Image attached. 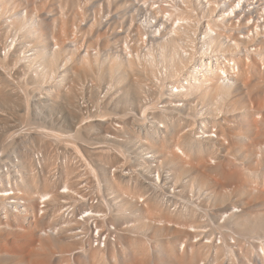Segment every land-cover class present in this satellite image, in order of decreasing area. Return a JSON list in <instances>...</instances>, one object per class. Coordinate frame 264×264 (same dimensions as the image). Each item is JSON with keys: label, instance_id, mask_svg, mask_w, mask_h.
<instances>
[{"label": "bare ground", "instance_id": "bare-ground-1", "mask_svg": "<svg viewBox=\"0 0 264 264\" xmlns=\"http://www.w3.org/2000/svg\"><path fill=\"white\" fill-rule=\"evenodd\" d=\"M98 1L0 0V106L33 130L4 132L0 264H264V57L174 93L173 41L141 54Z\"/></svg>", "mask_w": 264, "mask_h": 264}, {"label": "built area", "instance_id": "built-area-1", "mask_svg": "<svg viewBox=\"0 0 264 264\" xmlns=\"http://www.w3.org/2000/svg\"><path fill=\"white\" fill-rule=\"evenodd\" d=\"M120 1L132 5L121 15L115 12L116 7L114 11L108 7L105 10L103 5L107 0L98 1L101 6L97 8L107 29L111 22L115 24V19L120 20L117 35L122 36L126 44L136 46L141 54L146 47H157L169 38L173 41L170 54L184 56L181 71L175 74L164 72L165 76L171 75L168 90L174 89V93L185 92L192 84L207 85L205 83L213 81L228 85L237 82L241 68L239 56L247 55L256 60L259 56L264 57V0ZM125 49L116 42L110 43V52ZM97 52L100 48L92 51L94 55ZM121 54L124 56L123 52ZM214 74L220 81L211 77ZM96 235L94 244L98 246V232ZM101 245L104 247L105 243Z\"/></svg>", "mask_w": 264, "mask_h": 264}, {"label": "rangeland", "instance_id": "rangeland-1", "mask_svg": "<svg viewBox=\"0 0 264 264\" xmlns=\"http://www.w3.org/2000/svg\"><path fill=\"white\" fill-rule=\"evenodd\" d=\"M132 4H133V3H132ZM70 5L72 6V4H70ZM108 6H109L108 4H104V5H103V7H105V10H107V7H108ZM68 7H70V6L68 5ZM86 7H87V6H86ZM108 9H109V7H108ZM111 9H112V11H114L115 7H114V6H111V7H110V10H111ZM92 10H93V9L89 10V13L92 14ZM94 10H95V11L97 10L96 12H99V11H98V8H94ZM105 10H103V11L106 12ZM86 13H87V10H86ZM85 20H86V18H85ZM84 22H85V21H84ZM113 23H114V22L111 23L112 26H113ZM86 26H87V25H86ZM86 26H85V25L83 26V30H86V31H83V30H82V31L88 33L89 30H91V25H90L89 27L87 26V27H88L87 29H86ZM96 26H97V25H94L95 28H94V27H92V28L96 30V28H98V26H97V27H96ZM110 27H111V26H110ZM81 28H82V27H81ZM84 28H85V29H84ZM88 29H89V30H88ZM95 30H94V31H95ZM87 31H88V32H87ZM85 37H87V36H85ZM85 37H84V38H85ZM86 40H89V37H88V39L86 38ZM89 41H90V40H89ZM89 41H87V42H89ZM90 42H91V41H90ZM90 75H91V74H90ZM90 75H88V76H90ZM91 76H93V75H91ZM6 106H7V105H6ZM6 106H5V105H3V107L0 106L1 108H4V109H1V108H0V112L2 113V111H3L4 114H5L4 116H8V118L6 117V119H7L8 121H6V119H4V116L0 113V116L3 117V118H0V124H2V125H0V138H1V140H2V142H1V140H0V144L3 145V146L0 145V148H1V147H2V148L4 147V149H7V150L9 151L8 147H9V146L11 147V144H12V141H13L14 138H13V139H12V138L10 139L9 137H7V139H6V135H5V134H7V133L9 132V131L7 130V128H10V129H13V128H14V129L16 130L17 128L20 129L19 126L21 127V130H22L21 133H22V134L19 135V134H20V133H19L18 136H17V138H16L15 140L18 141L17 143H20V144L22 143V144H21V147L23 148V146L25 145L26 140L28 139V138L24 139V137H25V136L27 137V135H28L27 133H29V134L31 135V132L33 131V130H32V131H28V130H30V129H29V128H26V127H29V126H30V125H28V122H29V121H27V120H29V119L26 118L25 121H24V120H23L24 118H23V119L21 118V117H23V116L13 115V114H12V113H13V112H12V111H13L12 107L10 106L11 109H9V108H8L9 106H7V107H6ZM1 110H2V111H1ZM4 110H6V111H4ZM8 110H9V111H8ZM17 110H18V114H19V113L22 114V113L25 112V110H24L22 107H20V108L17 107ZM5 112H7V114H6ZM8 112H9V113H8ZM10 117H11V118H10ZM17 117H19V119H20V118H21V119H20V120H17ZM13 118H14V119H13ZM2 119H3V122H4V120L6 121V125H5V123H3V122L1 121ZM12 119H13V121H11ZM9 120H10V121H9ZM16 120H17V121H16ZM22 120H23L24 122H22ZM15 121H16V123H15ZM7 122H8L9 124H8ZM10 122H11V123H10ZM13 123H14V124H13ZM21 123H22V124H21ZM25 123H26V124H25ZM3 124H4V125H3ZM10 124H11V126H10ZM12 124H13L14 126H13ZM19 124H21V125H19ZM15 125H16V126H15ZM17 125H18V126H17ZM5 126H6V127H5ZM23 127H25V128H23ZM65 127H66V126H65ZM5 129H6V130H5ZM10 129H9V130H10ZM14 129H13V130H14ZM27 129H28V130H27ZM65 129H68V128H65ZM13 130H10V131H13ZM34 131H35V130H34ZM2 132H3V134H2ZM4 132H5V134H4ZM25 133H26V134H25ZM4 135H5V136H4ZM22 135H23V136H22ZM33 135H35V134L32 133V136H33ZM32 136H30V137H32ZM18 137H20V139H19ZM22 137H23V138H22ZM28 137H29V136H28ZM30 137H29V138H30ZM4 139H6V140H4ZM8 139H10L11 142H10V140H8ZM17 139H18V140H17ZM22 139H24V141H22ZM3 140H4L5 142H4ZM7 140H8V141H7ZM15 140H14V142H16ZM19 141H20V142H19ZM3 142H4V143H3ZM14 142H13V144H14ZM8 143H9V145H8ZM17 143H15V145H16ZM23 143H24V145H23ZM4 145H5V146H4ZM15 145H14V146H15ZM18 145H19V144H18ZM22 145H23V146H22ZM7 146H8V147H7ZM12 146H13V145H12ZM5 147H7V148H5ZM17 147H18V146H17ZM2 148L0 149V152H1V153H2V151H3ZM22 148H21V149H22ZM10 149H12V148H10ZM13 149H14V147H13ZM5 152H6V151H5ZM5 152L2 153V154L0 153V154H1V155H4ZM5 155H7V154H5ZM5 155H4L3 157H5ZM213 165H215V164H213ZM233 194L235 195L234 192H233ZM242 197H243V196H242ZM234 198L236 199L237 197H233V198H231V201H232ZM243 199H244V198H243ZM260 199H262V198H260ZM263 200H264V198L262 199V201H263ZM231 201L228 200V202H226L225 205H223V206H217V207H218V208L225 207L226 205L230 204L229 202H231ZM256 201H257V202H256ZM262 201H261V203H262ZM247 202H249V204H252V205H253V204H254V205H257L260 201H258V199H256L255 197H250V198H248V201H247ZM250 202H251V203H250ZM260 208H262V207H260ZM225 217H226V216H225ZM223 218H224V217H223ZM222 220H223V219H222ZM224 220H225V218H224ZM227 224H228V223H227ZM229 228H231V225H230ZM229 228H227V229L229 230ZM215 230H216V229H215ZM230 230H232V229H230ZM214 232H215V231H214ZM217 234H218V233H217ZM236 234H239V233H236ZM218 236H220V235H218ZM240 236H241V235H240ZM244 236H245V239H246V240H247V238H248V239L250 238V239L256 241V243H254V242L252 241V242H251L252 244H251L249 240L246 241L245 239L242 238V239L245 240V242H246V243H242V245H244V244L247 245V243H248V245H249V243H250V245L252 246V248H254L255 245H260L261 243L264 242V229H262L261 232L257 233L256 235H254L253 233L251 234V232H249V233H246ZM251 236H252V237H251ZM259 236H260V237H259ZM246 237H247V238H246ZM258 237H259V240H258ZM231 238H232V237H231ZM235 238H236V237H235ZM235 238L230 239L231 243H234V242H235V240H236ZM254 238H255L256 240H255ZM260 238H261V239H260ZM262 238H263V239H262ZM257 240H258V241H257ZM259 241H260L261 243H259ZM237 242H238V240H236L235 243H237ZM242 242H243V241H242ZM239 243H241V242H239ZM257 243H258V244H257ZM253 244H255V245L253 246ZM232 245H234V244H232ZM235 245H236V244H235ZM248 245H247V247H250V249H252L251 246H250V245L248 246ZM258 249H259V250H258ZM261 249H262V248H260V247L257 246V249H256V247H255L254 250H252V253L254 254V252H255V255H254V256L251 255V257H252V256H253V257H256V256H257V257L255 258V260H254V261L256 262V263L254 262L255 264L258 263V260H259V262H260V256L257 254V252L260 251ZM260 252L262 253L263 251L261 250ZM77 256H78V255H77ZM72 257H73V258H72V261H75V257H76V256H75V257L72 256ZM253 257L250 258V259L253 260V259H254ZM262 258H263V256H262ZM77 259H78V257L76 258V260H77ZM256 259H257V260H256ZM246 261H247L246 264H249V263H248L249 261H250V263L253 262V261L251 262V260L248 261V260L245 259V262H246ZM238 263H239V262H238ZM201 264H203V263H201ZM239 264H242V262L239 263ZM244 264H245V263H244ZM252 264H253V263H252Z\"/></svg>", "mask_w": 264, "mask_h": 264}]
</instances>
